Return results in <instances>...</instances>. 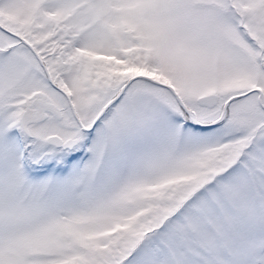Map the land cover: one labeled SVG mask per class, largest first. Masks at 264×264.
Here are the masks:
<instances>
[{
    "label": "snow or ice",
    "instance_id": "obj_1",
    "mask_svg": "<svg viewBox=\"0 0 264 264\" xmlns=\"http://www.w3.org/2000/svg\"><path fill=\"white\" fill-rule=\"evenodd\" d=\"M0 264H264V0H0Z\"/></svg>",
    "mask_w": 264,
    "mask_h": 264
}]
</instances>
